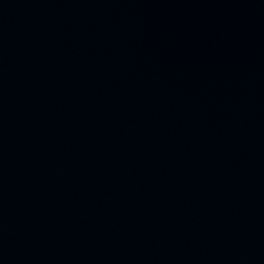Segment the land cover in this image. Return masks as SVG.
<instances>
[{
	"label": "water",
	"instance_id": "water-1",
	"mask_svg": "<svg viewBox=\"0 0 264 264\" xmlns=\"http://www.w3.org/2000/svg\"><path fill=\"white\" fill-rule=\"evenodd\" d=\"M0 264H264V0H0Z\"/></svg>",
	"mask_w": 264,
	"mask_h": 264
}]
</instances>
